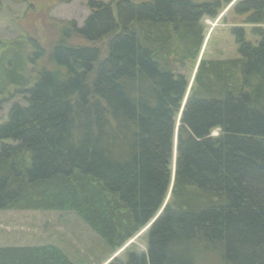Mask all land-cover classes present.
I'll list each match as a JSON object with an SVG mask.
<instances>
[{
  "label": "trees",
  "instance_id": "trees-1",
  "mask_svg": "<svg viewBox=\"0 0 264 264\" xmlns=\"http://www.w3.org/2000/svg\"><path fill=\"white\" fill-rule=\"evenodd\" d=\"M232 2L237 57L201 59L189 87L175 64H196L203 19ZM87 7L48 50L0 41L2 87L24 101L0 124V210L75 212L113 253L145 241L107 264H264V0ZM0 264L74 263L43 245L0 247Z\"/></svg>",
  "mask_w": 264,
  "mask_h": 264
},
{
  "label": "rangeland",
  "instance_id": "rangeland-1",
  "mask_svg": "<svg viewBox=\"0 0 264 264\" xmlns=\"http://www.w3.org/2000/svg\"><path fill=\"white\" fill-rule=\"evenodd\" d=\"M88 1L0 0V41L21 43L22 40H26L25 38H37L48 50L57 38L54 33L56 22L66 24L74 21L81 26L90 13L87 7ZM97 1L109 3L111 0ZM233 2L222 12L227 16L226 20H223L222 14L215 21L203 19L206 37L196 64L191 61L183 65L175 64V70L189 78V87L201 59L215 61L237 57V45L231 33L233 25L229 15L231 13L229 8ZM245 28L246 39L255 43L256 38L249 34L252 27L245 26ZM23 46V54H31V46L28 44ZM43 62L45 59L33 64L26 62L22 75L34 80L38 70L43 67ZM1 81L0 78V124L6 121L8 111L14 103L24 104L22 96L11 86L3 89ZM211 135L216 136L217 131H213ZM130 244L137 250L145 251V241L141 237H136L113 253L104 239L93 232L72 211L0 210V247L52 245L62 250L74 264H107L113 258L120 256ZM202 258L200 264H225L217 256Z\"/></svg>",
  "mask_w": 264,
  "mask_h": 264
},
{
  "label": "bare ground",
  "instance_id": "bare-ground-1",
  "mask_svg": "<svg viewBox=\"0 0 264 264\" xmlns=\"http://www.w3.org/2000/svg\"><path fill=\"white\" fill-rule=\"evenodd\" d=\"M175 144H176V141H175V143H174V147H175Z\"/></svg>",
  "mask_w": 264,
  "mask_h": 264
},
{
  "label": "water",
  "instance_id": "water-1",
  "mask_svg": "<svg viewBox=\"0 0 264 264\" xmlns=\"http://www.w3.org/2000/svg\"><path fill=\"white\" fill-rule=\"evenodd\" d=\"M195 72H196V69H195ZM195 72H194V73H195ZM193 77H194V75H193ZM192 79H193V78H192Z\"/></svg>",
  "mask_w": 264,
  "mask_h": 264
}]
</instances>
